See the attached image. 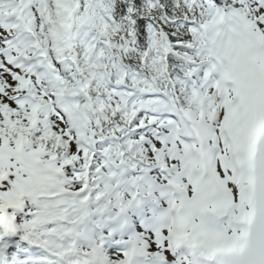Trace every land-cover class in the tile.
<instances>
[{
  "label": "snow or ice",
  "instance_id": "snow-or-ice-1",
  "mask_svg": "<svg viewBox=\"0 0 264 264\" xmlns=\"http://www.w3.org/2000/svg\"><path fill=\"white\" fill-rule=\"evenodd\" d=\"M0 264H264V0H0Z\"/></svg>",
  "mask_w": 264,
  "mask_h": 264
}]
</instances>
